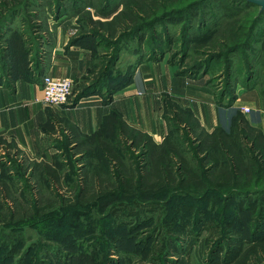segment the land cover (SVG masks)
I'll use <instances>...</instances> for the list:
<instances>
[{
    "label": "rangeland",
    "instance_id": "rangeland-1",
    "mask_svg": "<svg viewBox=\"0 0 264 264\" xmlns=\"http://www.w3.org/2000/svg\"><path fill=\"white\" fill-rule=\"evenodd\" d=\"M260 13L239 0H0V64L13 44L44 58L59 25L69 29L67 48L82 49L90 63L73 101L108 104L140 63L160 60L193 79L207 76L226 108L246 93L260 101L209 134L164 93L158 133L113 107L92 135L58 119L57 154L41 162L0 150V264H264V206L252 209L264 191ZM236 191L253 198L251 208L228 202ZM132 199L152 206L111 214Z\"/></svg>",
    "mask_w": 264,
    "mask_h": 264
},
{
    "label": "crops",
    "instance_id": "crops-1",
    "mask_svg": "<svg viewBox=\"0 0 264 264\" xmlns=\"http://www.w3.org/2000/svg\"><path fill=\"white\" fill-rule=\"evenodd\" d=\"M68 30L59 25L53 40L44 44L47 50L44 58L37 60L32 51L28 53L27 44H24L22 54L17 53L20 45L14 47V44L9 47L14 52L4 53L7 58L0 64V150L7 152L13 148L17 153L28 154L31 160L41 162L44 157L57 154L54 137L58 119H67L69 129L79 135H92L113 107L135 128L158 133L166 128L161 116L164 93L181 104L184 111L189 110L187 113L198 120L201 130L207 133L232 121L239 106L260 102L254 93H246L226 108L225 100L218 104L216 91L209 85L207 76L193 79L177 73L175 67L160 60L140 63L133 81L116 93L108 104L82 96L79 100L75 97L72 105L49 106L43 100L45 75L70 77L75 82L90 67L82 49L75 45L67 48Z\"/></svg>",
    "mask_w": 264,
    "mask_h": 264
},
{
    "label": "trees",
    "instance_id": "trees-1",
    "mask_svg": "<svg viewBox=\"0 0 264 264\" xmlns=\"http://www.w3.org/2000/svg\"><path fill=\"white\" fill-rule=\"evenodd\" d=\"M240 1V5H255V4H252V3H250V2H248L247 0H239ZM199 2L200 1H196V2H192L191 3V7L194 5V4H199ZM259 19H257V23H256V25H258L260 22H262L263 21V19H264V12H261L260 14H259V17H258ZM193 24V23H192ZM189 26H191V25H189ZM239 46H234V47H231V48H229V50H228V52H227V55H229L230 53H232V52H236L237 50H239ZM221 56H224L223 55V53H220V55H217V57H214V56H211L210 58H209V61H211L212 59H215V58H219V57H221ZM202 66H204V64L203 63H200V65H197V66H195V67H193V69H196V68H201ZM192 69V70H193ZM83 95H80L78 98H76L75 100H79V98H81ZM219 129H221V128H219ZM223 129H221V131H222ZM217 131V130H216ZM215 131V132H216ZM224 131V130H223ZM225 132V131H224ZM231 132V131H230ZM214 133V132H213ZM209 134H211V133H209ZM212 135H214V134H212ZM202 140H200V142H201ZM219 141H220V147L222 148V150L223 151H227L226 149H227V143H225L224 142V140H222V139H219ZM229 144V143H228ZM232 145V144H231ZM231 145H229V146H231ZM200 146H202L201 144H200ZM202 161L204 162L205 160L204 159H202ZM167 164V163H166ZM215 165V164H214ZM8 176H10V175H8ZM236 180V179H235ZM232 186V185H231ZM237 192V191H236ZM228 199V202H234V204H236L237 206H238V208H239V210H241L240 208H244L245 206H247V208H251L250 207V205H251V201L253 200V198L252 197H246V195H245V193H243V192H237V193H231L228 197H227ZM256 198H258L259 200H257V201H254L253 203H252V209H253V207L255 206H257V202L258 201H261L262 202V204H263V206H264V191L262 192V193H260V195H258V197H256ZM208 199L209 200H213V198H211L210 196L208 197ZM224 199H226V196L224 197ZM218 200H220V199H216L215 201H218ZM150 206H152V203L151 202H142V201H140V200H135V199H132V200H128V201H118L111 209H112V212H111V214L112 215H117V213H119V212H123L124 210H129L130 212H132L133 214H134V212H135V210H138V208H140L141 210H143V209H146L147 207L149 208ZM134 215H136V214H134ZM264 238V237H263ZM171 245H172V247H174L173 245V243L171 242ZM174 249H176V252L177 253H179V254H181L182 253V251H181V248H179V249H177V247H174ZM184 254V253H183ZM188 254H190V253H188Z\"/></svg>",
    "mask_w": 264,
    "mask_h": 264
},
{
    "label": "built area",
    "instance_id": "built-area-1",
    "mask_svg": "<svg viewBox=\"0 0 264 264\" xmlns=\"http://www.w3.org/2000/svg\"><path fill=\"white\" fill-rule=\"evenodd\" d=\"M74 85L70 77L45 75L42 86L44 102L51 106L72 105Z\"/></svg>",
    "mask_w": 264,
    "mask_h": 264
},
{
    "label": "water",
    "instance_id": "water-1",
    "mask_svg": "<svg viewBox=\"0 0 264 264\" xmlns=\"http://www.w3.org/2000/svg\"><path fill=\"white\" fill-rule=\"evenodd\" d=\"M247 1L259 6L261 8V12H264V0H247Z\"/></svg>",
    "mask_w": 264,
    "mask_h": 264
}]
</instances>
